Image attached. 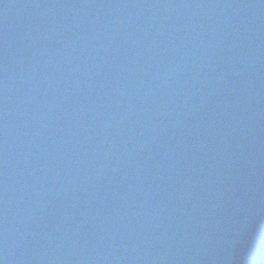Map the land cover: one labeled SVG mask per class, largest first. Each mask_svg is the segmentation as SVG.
Returning <instances> with one entry per match:
<instances>
[{
	"label": "water",
	"instance_id": "1",
	"mask_svg": "<svg viewBox=\"0 0 264 264\" xmlns=\"http://www.w3.org/2000/svg\"><path fill=\"white\" fill-rule=\"evenodd\" d=\"M0 264H264V0H0Z\"/></svg>",
	"mask_w": 264,
	"mask_h": 264
}]
</instances>
